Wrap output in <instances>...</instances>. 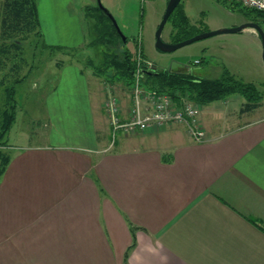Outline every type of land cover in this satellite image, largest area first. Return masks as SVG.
<instances>
[{"label":"crops","instance_id":"crops-1","mask_svg":"<svg viewBox=\"0 0 264 264\" xmlns=\"http://www.w3.org/2000/svg\"><path fill=\"white\" fill-rule=\"evenodd\" d=\"M37 4L45 41L70 47L48 41ZM71 71L44 141L13 145L0 178V264H126L132 227L127 264H264L262 104L218 128L201 113L202 141L170 124L112 142L115 85ZM118 97L126 116L130 92Z\"/></svg>","mask_w":264,"mask_h":264},{"label":"rangeland","instance_id":"rangeland-1","mask_svg":"<svg viewBox=\"0 0 264 264\" xmlns=\"http://www.w3.org/2000/svg\"><path fill=\"white\" fill-rule=\"evenodd\" d=\"M37 1L47 25L45 26L52 33L48 36V41H64L65 44L70 45V50L52 51L44 48L41 39L32 36L23 42L21 56L24 60L20 61L21 67L18 70L12 71L11 67L14 60H20V56L8 61L4 68L0 67V110L4 103L6 88L14 84L15 78L25 76L23 81L16 84L17 117L8 134V145L5 147V151L10 154L13 145L44 141V135L49 129L47 114L51 108V98L54 96L52 99L55 100L56 96L70 95L71 90L68 88L73 87L71 80L78 75L73 74V71L68 73L70 68L77 66L86 75L95 78L98 74L95 73L94 68L98 69L104 65L106 44L96 40L99 31L97 26L95 27L94 20L97 13L96 6L99 5L98 0ZM100 1L128 38L126 47L136 52L141 46L144 57L150 59L157 70L178 71L187 65V72L203 78L220 77L224 70H227L242 82L254 83L257 86L262 95V107L256 114L264 113V45L262 34L256 28L247 26L237 32H222L196 40L173 51H162L156 47V33L169 0ZM180 3V7L189 18L191 32L196 33L195 35L230 29L249 22H257L264 33V16L257 11L245 12L244 7L239 3H231L227 0H181ZM68 13L71 17L67 18L65 14ZM56 14L62 18L54 20ZM74 15L79 21L72 20ZM78 23L82 30L81 36L78 34ZM252 28L258 34L254 33ZM171 31L172 21L168 20L161 34L165 42H171ZM119 48L124 47L119 45ZM3 77L4 82H1ZM97 77L103 82L108 80L103 75ZM108 82L115 85L111 92L118 96L120 92L130 90L121 82ZM237 96H240V100H237ZM247 102L244 96L235 93L205 104L202 115L206 119L215 120L213 126L216 128L223 123L229 125L231 121L228 122L221 116L223 111L239 112Z\"/></svg>","mask_w":264,"mask_h":264},{"label":"trees","instance_id":"trees-1","mask_svg":"<svg viewBox=\"0 0 264 264\" xmlns=\"http://www.w3.org/2000/svg\"><path fill=\"white\" fill-rule=\"evenodd\" d=\"M180 6L181 3L168 19L172 21L170 33L172 43L180 42L196 34L191 32L189 18ZM96 9L94 20L96 21L95 27L97 26L99 31L96 40L106 44V51L103 67L94 68V71L98 75L105 76L107 81L121 82L131 88L137 51L133 52L126 47L128 38L126 37L124 42L108 13L99 5L96 6ZM243 10L245 12L257 11L264 16V10L246 7ZM32 36H37L41 39L44 48L52 51L70 50V47L51 45L45 41L41 30L37 0H0V67L4 68L10 61L20 56V60H14L11 67L12 71L18 70L21 67L20 61L24 60V57L21 56L23 55V42ZM119 45H123L124 48L120 49ZM145 73V84L149 88L167 93L178 101L181 96L186 95L196 103L205 105L237 93L248 101L242 111H252L261 105L262 95L257 86L254 83L242 82L227 70L220 77L203 78L183 69L178 71L157 70L154 65L151 70H145ZM4 77L1 82H4ZM24 79L25 76L15 78L14 84L10 88H6L4 103L0 110V178L11 158V154L5 151V147L8 145L7 137L17 117L16 84ZM132 229L134 230V239L126 253V264L129 250L135 245V228L132 227Z\"/></svg>","mask_w":264,"mask_h":264},{"label":"built area","instance_id":"built-area-1","mask_svg":"<svg viewBox=\"0 0 264 264\" xmlns=\"http://www.w3.org/2000/svg\"><path fill=\"white\" fill-rule=\"evenodd\" d=\"M241 4L243 7L264 10V0H227ZM139 46L136 68L133 71V84L129 90L131 106L128 114L123 115L122 106L117 94L110 91L104 102L108 114L111 139L114 142L120 134H134L150 129H160L170 124L184 126L187 134L194 141L206 138L201 113L203 105L196 103L188 96L175 100L171 95L149 88L146 84L145 70H151L154 63L145 58ZM199 62V61H197Z\"/></svg>","mask_w":264,"mask_h":264},{"label":"water","instance_id":"water-1","mask_svg":"<svg viewBox=\"0 0 264 264\" xmlns=\"http://www.w3.org/2000/svg\"><path fill=\"white\" fill-rule=\"evenodd\" d=\"M181 2V0H169L168 5H167V9L165 11V14L163 16V19L158 27L157 33H156V47L162 51H173L176 50L186 44H189L191 42H194L196 40L202 39L204 37L210 36V35H216V34H220L222 32H236L239 30H242L243 28L247 27V26H252L254 28H256L259 32H261L262 37H263V45H264V33L262 32L260 26L258 25V23L256 22H249V23H244L238 27H234V28H230V29H219V30H214V31H208V32H204L201 34H197L195 36H192L190 38H187L185 40H182L180 42H176V43H172V42H165L162 39V30L166 24V22L168 21L171 13L174 11V9L178 6V4ZM98 4L99 6L108 13V15L110 16V18L112 19L116 30L118 31V33L120 34V36L122 37V39L124 40V42L126 41V36L124 35V33L121 31L120 27L118 26L116 20L114 19L113 15L109 12L108 9H106L100 0H98ZM263 59H264V48H263Z\"/></svg>","mask_w":264,"mask_h":264}]
</instances>
